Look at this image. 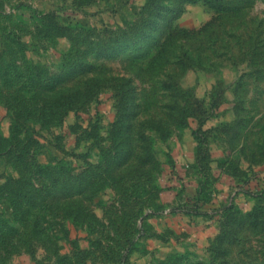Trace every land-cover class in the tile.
<instances>
[{
  "label": "rangeland",
  "instance_id": "1",
  "mask_svg": "<svg viewBox=\"0 0 264 264\" xmlns=\"http://www.w3.org/2000/svg\"><path fill=\"white\" fill-rule=\"evenodd\" d=\"M146 1L0 0V33L19 37L32 75L25 102L0 103V135L14 126L20 150L33 130L58 180L42 178L53 191L27 216L48 239L7 244L0 264H264V0H162L143 37L106 56L40 23L120 38ZM6 158L0 184L18 176Z\"/></svg>",
  "mask_w": 264,
  "mask_h": 264
},
{
  "label": "trees",
  "instance_id": "2",
  "mask_svg": "<svg viewBox=\"0 0 264 264\" xmlns=\"http://www.w3.org/2000/svg\"><path fill=\"white\" fill-rule=\"evenodd\" d=\"M189 2H194L196 0H184ZM206 3H210L211 7L215 10H222V6L214 4L213 1L216 0H204ZM162 0H147L145 7L143 9V14L140 18L133 22L129 27V30L124 32L120 37H114L111 39L103 40L102 38H94V32L96 30L84 29L81 25H72L64 26L57 23L53 16L47 14L43 17H40L41 25L44 27V31L48 29L53 31L57 36H64L70 42L77 41L81 44H86L85 51H94L97 55H111L116 52L120 46H134L138 38L143 37L146 30L154 24V16L159 14V11L162 9ZM179 10L172 11L173 15L171 19L177 17L176 12ZM76 33L72 37V33ZM98 33L103 35L110 34L111 30L103 29L97 30ZM101 35V34H99ZM88 39L90 40H87ZM17 36L15 34L0 33V103H3L5 106H14L13 102L17 104H22L25 102L26 97L21 94V90L24 88L32 87V75H29L27 71L22 72L20 69V63L22 64L23 53L21 52V45L18 42ZM19 46V47H18ZM72 49H69L62 55V64L61 67L67 72H74V70L69 66V58L72 54ZM15 63V64H14ZM19 65V66H18ZM12 69V70H10ZM75 69V68H74ZM34 71L35 68L33 67ZM12 71V72H11ZM12 73V74H11ZM37 73V75H36ZM34 76H43L41 73L36 72ZM41 74V75H40ZM40 78V77H39ZM36 79L34 85H37L40 80ZM59 78L57 76H46L42 77L41 80L44 84H40L43 88H53L58 84ZM58 81V82H57ZM47 92V91H46ZM32 95H30L31 98ZM46 103L43 101L40 106V113L42 117L49 118V112L46 111L44 106ZM199 125L203 123L202 120L198 121ZM199 126V127H200ZM15 127L12 126L10 130V137L7 139L1 137L0 135V156L7 157L8 161L15 163L17 167L18 176L9 177L2 184H0V201L7 204L12 211V218L9 220L0 219V249L6 248L8 244L13 248H23L29 251L33 240V235L39 240L45 239V237H40L43 235V228L39 225V217H35L32 221H27V216L30 211H34L39 204H46L47 191H53L52 188H46L45 182L42 181V178H47L50 182L51 187L58 184V180L54 177L55 170L57 166L52 165H41L36 160L37 154H39V148L41 144L33 136L34 131H30V136L26 139L25 145L21 144L20 150H16V144L11 143L7 144L8 140H14V131ZM36 180L40 181L38 186L35 182ZM50 187V186H49ZM60 189L66 190L65 187ZM230 207L223 208V211L228 210ZM197 214V213H195ZM20 223V225H16ZM5 227L6 230L2 231L1 229ZM28 229V232L25 233L22 230ZM8 233V238L5 234ZM10 238V239H9ZM13 238L14 240H11ZM48 239V238H46ZM132 245L131 241L129 242L126 250L129 251ZM29 253H32L31 251ZM0 256V260H1Z\"/></svg>",
  "mask_w": 264,
  "mask_h": 264
}]
</instances>
